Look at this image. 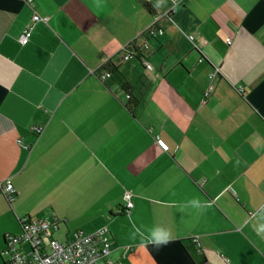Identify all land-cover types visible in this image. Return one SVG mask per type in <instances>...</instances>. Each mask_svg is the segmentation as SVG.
Here are the masks:
<instances>
[{
    "label": "crops",
    "instance_id": "1",
    "mask_svg": "<svg viewBox=\"0 0 264 264\" xmlns=\"http://www.w3.org/2000/svg\"><path fill=\"white\" fill-rule=\"evenodd\" d=\"M6 179L0 251L19 217L53 214L64 238L106 227L113 264H264V0H0ZM153 225L173 239L133 237Z\"/></svg>",
    "mask_w": 264,
    "mask_h": 264
},
{
    "label": "built area",
    "instance_id": "2",
    "mask_svg": "<svg viewBox=\"0 0 264 264\" xmlns=\"http://www.w3.org/2000/svg\"><path fill=\"white\" fill-rule=\"evenodd\" d=\"M174 2L179 0H173ZM48 16L33 14L29 22L18 36L20 44L28 42L32 31V23L36 20H47ZM161 33L162 28L152 25L148 31ZM227 37L226 41L229 42ZM123 51L126 55L138 54V48L134 41L129 42ZM143 64L149 66L144 59ZM215 72H211V76ZM104 80L111 74L108 70L98 73ZM128 97V95H127ZM31 131L38 135L42 126L33 124ZM19 146L29 149L32 143L24 142L22 138L17 139ZM4 197L10 202L14 199L16 189L9 179L0 184ZM125 207L132 206V192L124 191ZM20 231L18 233H5L0 255L4 264H113L109 257L110 237L106 227H99L90 232L76 230L73 236L58 240L54 234L60 228V219L55 215L32 217L24 215L19 217Z\"/></svg>",
    "mask_w": 264,
    "mask_h": 264
},
{
    "label": "clouds",
    "instance_id": "3",
    "mask_svg": "<svg viewBox=\"0 0 264 264\" xmlns=\"http://www.w3.org/2000/svg\"><path fill=\"white\" fill-rule=\"evenodd\" d=\"M181 210L184 209H193L197 211H202L206 207L205 204L198 197H191L185 202L179 205ZM255 216L257 222L254 225V231L258 236L264 238V204L260 205L256 211ZM139 233V237L142 242L145 244H153L156 247L167 244L170 240L173 239L170 231L161 225H153L147 228L145 231H140L139 229L136 232L132 233L135 237Z\"/></svg>",
    "mask_w": 264,
    "mask_h": 264
},
{
    "label": "trees",
    "instance_id": "4",
    "mask_svg": "<svg viewBox=\"0 0 264 264\" xmlns=\"http://www.w3.org/2000/svg\"><path fill=\"white\" fill-rule=\"evenodd\" d=\"M105 67L110 72V74L113 75L115 79L121 83V86L123 88L125 89L129 88V83L127 82V80L123 78V76L120 74V72L117 70V67L114 64L108 62ZM136 102H137L136 98H131V104H136Z\"/></svg>",
    "mask_w": 264,
    "mask_h": 264
},
{
    "label": "rangeland",
    "instance_id": "5",
    "mask_svg": "<svg viewBox=\"0 0 264 264\" xmlns=\"http://www.w3.org/2000/svg\"><path fill=\"white\" fill-rule=\"evenodd\" d=\"M64 235H65V232H64V229H63V228H59V230H57V231L55 232V234H54V236H55L58 240H60V241H62V240L65 239V238H64Z\"/></svg>",
    "mask_w": 264,
    "mask_h": 264
}]
</instances>
